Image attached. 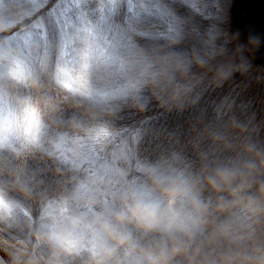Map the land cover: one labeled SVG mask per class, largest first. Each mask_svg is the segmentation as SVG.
<instances>
[{"label": "rangeland", "instance_id": "1", "mask_svg": "<svg viewBox=\"0 0 264 264\" xmlns=\"http://www.w3.org/2000/svg\"><path fill=\"white\" fill-rule=\"evenodd\" d=\"M231 6L232 0H0V24L5 26L0 31V44L15 49L36 69L40 79L50 73L59 84L67 86L73 83V78L85 79L86 73L85 82L90 83L91 92L83 96L108 104L122 99L140 101V98L146 103L156 98L155 92L147 87L152 76L161 67L174 63L178 55V60L189 54L191 58L199 56L201 62L209 61L210 71L206 72L209 79L205 86L211 92L222 79L214 71L220 70L224 77L229 75V67L219 63L223 54L235 58L238 70L248 78L263 81L260 74L263 68L252 57H247L246 50L237 41ZM169 39L183 40L184 51L174 53L175 46ZM152 40L160 42H150ZM250 67L257 72H252ZM5 70V63H0V91L6 90L13 97L30 95L41 101L40 88L17 84L5 75ZM199 82L200 79L193 81L190 87ZM147 90L149 94L142 96ZM197 90L205 91L204 86ZM231 102V97H222V104ZM39 106L44 127L41 146L35 150L46 151L61 162H69L75 169L76 179L64 182L65 194L90 173L102 177L91 194L111 205L118 203L119 191L128 184L150 183L149 173L153 168L165 176L195 177L185 167L187 162H181L182 154L169 152L176 145L172 131L178 135L173 118L160 122L157 113H149L135 123L117 127L85 123L76 127L77 122H72L67 128H57L49 122L43 102ZM92 108L91 103L81 107L89 111ZM45 109L49 111L46 106ZM243 122L252 133L253 122ZM162 131L167 132L162 143L163 153L152 161L147 156L151 154L149 147ZM169 134L174 143L168 142ZM177 142L182 143L180 138ZM247 145L256 148L250 141ZM40 155L35 152L33 156ZM6 163L3 162L1 170L3 176L8 168ZM41 170L35 167L28 182L14 183L25 195L18 196L22 200L4 192L0 196V205L5 198L17 204L12 217L0 220V264L54 262L51 249L36 237L34 229L41 219L43 205L59 201L65 194L58 193V188L47 194L41 191L43 180L48 178L39 177L37 171ZM27 188H31L30 193ZM27 200L35 206L26 204ZM247 206L243 203L235 211L236 219L243 220L246 228L223 227L231 240L243 241L256 233L254 211ZM204 227L205 224L195 230L202 233ZM72 264H81V260L77 258Z\"/></svg>", "mask_w": 264, "mask_h": 264}, {"label": "trees", "instance_id": "2", "mask_svg": "<svg viewBox=\"0 0 264 264\" xmlns=\"http://www.w3.org/2000/svg\"><path fill=\"white\" fill-rule=\"evenodd\" d=\"M180 40H170L175 46L173 50L176 54L185 49L181 48L183 40ZM237 41L246 50L247 57H252L243 43L239 39ZM179 57L180 55L174 59V63L161 67L152 76L147 87L155 92L156 98L146 103L141 98L140 101L119 98L122 99L119 103L110 104L88 98L73 93L64 84H59L50 73L40 79V102H43L42 107L48 113L49 122L57 128H67L72 122H77L76 127H82L84 123L88 126L105 124L117 127L135 123L149 113H157L160 122L165 121L167 117L173 118L178 135L172 131L176 145L174 144L169 152L182 154L181 162H187L186 166L182 165L192 171L194 176L201 174L206 167L228 165L244 173L246 186L237 196L227 191L218 193L207 187L201 190V199L210 205L205 231L201 233L200 230H194L190 238L184 237L186 250L175 255L172 264H264V164L261 163L264 161V70L260 72L263 81L257 82L238 70L235 58L231 59L223 54L219 63L229 67V75L224 77L220 70L214 71L215 75L222 79H218L217 88L211 92L208 86H205L209 79L206 74L210 71L209 61L201 62L199 56L191 58L189 54L178 60ZM252 72H257V69L252 68ZM199 79L198 84L190 87L193 81ZM203 86L205 91L197 90ZM147 94L148 90L142 96ZM175 94L181 97L180 102L173 99ZM222 97H231L232 102L224 105ZM162 99L168 102L162 103ZM47 102L50 103L49 106ZM86 103L92 104V110L81 109ZM243 121L253 122L252 133ZM151 127L155 128L153 124ZM166 134L167 132L162 131L160 136L155 138V144L149 147L151 154L147 156L150 160L156 161L163 153L162 143ZM172 135L169 134L168 142L172 141ZM178 138L181 144L177 142ZM248 141L256 148L248 146ZM176 147L179 150H176ZM35 152L41 155L35 158ZM4 161H7L8 167L5 176L1 172ZM253 164L255 167L250 166ZM35 167L43 169L37 171L39 177H48L43 180L44 184L40 188L46 194L57 188L58 193L65 194V180L76 179L75 169L69 162H61L46 151L42 153L33 148L17 155L9 149H0V189L10 196L25 197L14 183L19 185L21 180L28 182ZM27 189L30 193L31 188ZM221 198L235 202L224 210H219L217 205ZM243 203L248 204L247 209L251 212L258 208L253 212L254 225L258 228L254 230L256 233L246 240H231L223 227L236 225L238 228H246L243 227L244 221L235 217V211ZM26 204L35 206L30 200H27ZM242 214L247 215L246 212ZM231 244L234 245L230 246Z\"/></svg>", "mask_w": 264, "mask_h": 264}, {"label": "clouds", "instance_id": "3", "mask_svg": "<svg viewBox=\"0 0 264 264\" xmlns=\"http://www.w3.org/2000/svg\"><path fill=\"white\" fill-rule=\"evenodd\" d=\"M4 27L0 24V31ZM0 63H5V75L17 84L41 87L36 69L10 45L0 44ZM84 76L73 78L67 87L90 95ZM173 99L179 102L178 94ZM39 103L30 95L13 97L0 91V148L19 155L41 146L44 125ZM149 175L150 183L133 182L122 188L115 205L91 194L102 180L97 173H90L59 201L45 203L34 232L51 249L53 264H72L77 258L81 264H172L173 257L186 250L184 237L190 238L207 222L210 205L201 199V190L207 187L237 196L246 186L243 172L223 164L206 167L195 177L165 176L155 168ZM233 202L221 198L217 207L224 210ZM16 208L5 198L0 220L12 217Z\"/></svg>", "mask_w": 264, "mask_h": 264}, {"label": "water", "instance_id": "4", "mask_svg": "<svg viewBox=\"0 0 264 264\" xmlns=\"http://www.w3.org/2000/svg\"><path fill=\"white\" fill-rule=\"evenodd\" d=\"M232 17L238 37L264 67V0H233Z\"/></svg>", "mask_w": 264, "mask_h": 264}]
</instances>
